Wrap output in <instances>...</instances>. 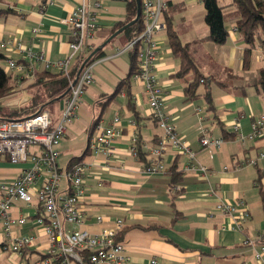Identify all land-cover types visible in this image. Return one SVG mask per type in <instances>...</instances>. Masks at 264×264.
<instances>
[{"label": "crops", "instance_id": "crops-1", "mask_svg": "<svg viewBox=\"0 0 264 264\" xmlns=\"http://www.w3.org/2000/svg\"><path fill=\"white\" fill-rule=\"evenodd\" d=\"M101 1L102 6L96 8L94 0H89V8L99 18L94 50L101 48L99 52L103 54L92 61L94 82L86 91L78 118L67 126L58 146L60 168L68 167L73 158H81L86 166L87 188L82 204L85 218L81 225L68 228L98 235L105 229L116 228L117 221L121 220L118 240L124 243L125 255L132 264H150L153 259L158 264H257L254 248L246 242L264 243V209L260 196V187H264V157L260 156L264 154V132L255 141L241 142L233 127L239 125L248 135L252 122L264 112V90L256 84L264 69V50L260 46L255 48L249 66L245 67L246 45L236 30L238 17L234 5H221L228 38L219 45L209 38L206 11L201 2L168 0L164 21L169 17L181 43L191 46L190 53L206 79L200 81L198 96L189 99L186 88L191 81L177 76L182 62L173 53L168 31L158 33L155 41L159 59L155 73L165 94L164 111L177 133L188 142L197 162L207 167L210 174L205 179L197 173L186 172L187 156L170 148L162 157L166 172L149 175L132 148L136 144L148 162L154 160L150 151L163 131L150 117L144 85L130 74L133 53L124 48L134 30L127 32L129 28L126 29L103 46L128 23L129 0ZM82 2L0 0L3 11L0 42L22 41L33 50L43 52L49 62L63 60L70 53L71 40V29L64 20ZM39 29L40 34L34 36V30ZM0 54L23 67L6 72V59L0 61L15 84V89L0 104L19 110L31 99L30 90L35 81L26 79L28 61L21 53L0 48ZM36 69L37 73L45 70L43 65ZM230 73L233 77L228 81ZM211 77L228 85L221 86L211 81ZM55 105L54 119L63 107V99ZM196 107L204 108L203 126L213 137L224 140L221 149L212 155L200 144ZM115 117L120 119L122 135L114 141V152L109 156L93 154L88 149L89 138L99 126L108 127ZM28 166V163L16 165L0 159V181L9 183ZM175 167L182 171L183 177L171 186L168 170ZM174 186L180 190L171 192ZM220 200L230 203L243 200L248 204L251 216L240 231L233 229L231 217L216 211ZM11 215L27 221L24 225H14L9 233L0 223V264H35L48 258L51 239L36 222L38 216L46 215L38 202L35 200L27 206L16 201ZM98 217H102V222H98ZM25 236L33 237L34 241L21 254L7 247L11 240Z\"/></svg>", "mask_w": 264, "mask_h": 264}, {"label": "built area", "instance_id": "built-area-1", "mask_svg": "<svg viewBox=\"0 0 264 264\" xmlns=\"http://www.w3.org/2000/svg\"><path fill=\"white\" fill-rule=\"evenodd\" d=\"M56 0H48L50 4ZM203 2V0H197ZM101 0H94V7L102 6ZM89 0L77 6L73 13L64 20L71 29L70 53L58 62H49L43 52L35 51L22 41L8 40L0 42L1 49H9L22 54L28 61L26 79L35 81L36 68L43 65L45 70L61 73L70 81V93L63 99V107L57 123L49 109H41L37 113L24 119L0 118V159L11 164H26L18 176L9 183L0 181V223L9 233L14 225H24L26 218H14L11 209L16 201L24 202L27 206L36 200L45 212V217L38 216L36 222L43 227L50 237L48 258L40 259L35 264H85L82 252L88 254L90 264H132L125 255V245L118 240V232L122 228V221L118 220L116 228L105 229L100 234H91L81 229H69L68 226H79L85 215L83 202L86 196V166L81 162L71 167L60 168L58 146L66 135L67 126L73 123L79 115L87 89L92 86L94 79L92 63L86 65L73 85L74 70L82 66L86 58L94 51L93 40L99 26V18L89 8ZM144 29L126 44L124 51H132L138 47L140 72L135 78L141 82L148 94L150 117L156 121L163 131L158 143L152 147L150 153L154 160L150 161L144 172L149 175L163 174L166 166L162 157L167 150L174 149L187 156L186 172H194L208 179L210 172L207 167L197 162L195 153L190 149L188 142L181 137L169 117L166 115L165 94L158 84L155 73L159 59L156 35L166 30L164 15L169 9L168 0H141ZM41 30H34V36ZM23 69L16 60L6 59V72ZM199 115L198 133L203 150L210 155L221 149L224 140L213 137L208 128L203 126L206 120L204 108L196 107ZM120 119L115 117L108 127H98L89 138L88 149L95 155H111L114 152V141L122 135L119 127ZM233 131L238 140L255 141L262 137L264 132V112L252 122L251 132L245 135L239 125H234ZM37 146L39 150H33ZM132 153L137 157L134 146ZM264 157V154L260 155ZM254 162V161H253ZM252 163V162H251ZM180 188L174 186L171 192ZM214 194V190L211 189ZM216 211L233 220V229L240 231L250 219L251 212L248 204L243 200L234 203L220 200ZM102 222V217L97 218ZM264 234V233H262ZM264 240V235L262 236ZM31 236L11 240L7 247L13 252L21 254L33 244ZM254 248L253 258L257 264H264V243L255 244L246 242ZM150 264H158L156 259ZM248 264V263H245Z\"/></svg>", "mask_w": 264, "mask_h": 264}, {"label": "trees", "instance_id": "trees-1", "mask_svg": "<svg viewBox=\"0 0 264 264\" xmlns=\"http://www.w3.org/2000/svg\"><path fill=\"white\" fill-rule=\"evenodd\" d=\"M203 5L206 11L205 23L209 29V38L216 44H224L228 38V30L225 26L226 16L224 14V7L219 4V0H203ZM232 5L237 9V24L236 30L240 36V39L245 42L246 49L244 55V65L247 68L250 63V56L252 51L260 46L264 50V0H232ZM129 20L128 23L133 21L137 17V3L136 0L128 1ZM3 11L0 10V19L2 18ZM166 15V13H165ZM164 15V17H165ZM127 23V24H128ZM166 30L170 40V45L174 55L178 56L182 62L181 69L177 76L182 77L189 83L186 88L187 96L189 99L196 98L198 96L197 89L202 79H206L204 74L200 71L199 65L194 61L193 55L190 53V45H183L180 38L172 28L171 20L166 18ZM144 24L142 18H140L135 25L130 27L127 32L131 30L132 33L130 40L142 32ZM133 53V67L130 74L137 76L140 72V59L138 53V47H135L131 51ZM102 52L97 53L94 57L102 56ZM6 58L0 54V61ZM92 59L88 64L94 61ZM81 66L77 67L73 74L72 79L77 76ZM192 71V75L189 72ZM191 75V76H187ZM233 75L230 73L227 80L230 81ZM211 81H217L216 78L211 77ZM70 81L64 77L61 73L44 70L36 72L35 82L31 86L30 97L31 99L19 110H14L0 104V118L1 119H24L27 118L41 109H46V106L55 104L58 101L67 97L70 93ZM127 80L124 82V84ZM221 86H227L228 82L217 81ZM256 84H260L264 90V69L260 71L259 79ZM121 85L117 88V92L120 91ZM15 89L14 81L6 74L3 67L0 65V100L9 95ZM206 97L208 101H211V97L207 93ZM137 149V157L144 164V167L148 165L146 154L142 149L135 144ZM81 158H73L68 167L77 164ZM171 175V186L179 183L183 177L182 171H178L177 167L168 170ZM260 196L264 209V187H260ZM85 264L88 262L87 252H82Z\"/></svg>", "mask_w": 264, "mask_h": 264}, {"label": "water", "instance_id": "water-1", "mask_svg": "<svg viewBox=\"0 0 264 264\" xmlns=\"http://www.w3.org/2000/svg\"><path fill=\"white\" fill-rule=\"evenodd\" d=\"M137 3V17L131 21L130 23L126 24L123 28H121L118 32H116V34H114L113 36H111L103 46H105L107 43H109L115 36H117L118 34L122 33L123 31H125L126 29L130 28L131 26L135 25L137 23V21L141 18L142 15V6H141V0H136ZM101 50V48H97L95 49L84 61V63L82 64V66L80 67L78 74L76 76V79L73 83V85L76 83L78 77L80 76L82 70L84 69V67L86 65H88V63L94 59V57L97 55V53Z\"/></svg>", "mask_w": 264, "mask_h": 264}, {"label": "rangeland", "instance_id": "rangeland-1", "mask_svg": "<svg viewBox=\"0 0 264 264\" xmlns=\"http://www.w3.org/2000/svg\"><path fill=\"white\" fill-rule=\"evenodd\" d=\"M220 5H228L229 7H231L232 4V0H219ZM202 3V2H201ZM203 4V3H202ZM46 109H50L52 114H55L57 112V106L53 103L51 105L46 106ZM61 112H59L57 118L54 119V123H57L59 116H60ZM31 149L33 150H39V148L37 146L32 147ZM66 167V165L64 166Z\"/></svg>", "mask_w": 264, "mask_h": 264}]
</instances>
